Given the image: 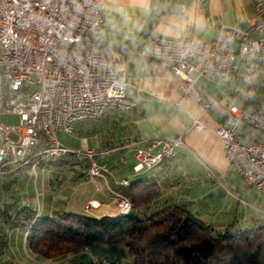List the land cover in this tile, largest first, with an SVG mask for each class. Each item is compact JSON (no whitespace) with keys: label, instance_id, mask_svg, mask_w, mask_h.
Masks as SVG:
<instances>
[{"label":"crops","instance_id":"crops-1","mask_svg":"<svg viewBox=\"0 0 264 264\" xmlns=\"http://www.w3.org/2000/svg\"><path fill=\"white\" fill-rule=\"evenodd\" d=\"M255 1L153 0L159 10L146 17L140 15L134 0H105L100 45L112 52L116 68L124 72L128 82L126 92L133 105L127 111L109 108L97 120L77 123L74 133L80 138V144L74 147L93 151L94 159L108 166L110 174L106 180L89 176L85 168L89 160L84 154H71L76 159L73 163L80 157L84 160L73 186L59 185V180L50 179V166L30 169L31 162L20 167L11 165L5 173L7 177L1 178L0 208L15 202L19 208L30 206L39 216H53L58 212H75L71 208L72 199L77 197L81 208L88 200L99 203L88 214L115 216L118 210L112 192L119 188L115 182L121 178L130 181L127 175L131 174L133 179L144 178L158 185L159 196L152 207L182 205L216 231L226 228L244 231L264 226V193L246 184L230 168L222 143L214 132L226 122L229 105L245 110L264 105V49L248 55L236 52L235 67L227 82L200 78L196 83L201 94L198 100L180 96L177 78L164 64L138 56L146 36L156 33L157 26L178 3L203 21L201 29L191 27L184 36L208 42L218 36L221 26H239L257 37L248 21L253 16ZM117 7L127 9L134 20H139L143 31L133 32L129 25H124L114 12ZM238 45L236 40V50ZM205 102L207 108L203 106ZM194 119L199 120L201 126H195ZM238 132L242 141L247 142L249 128L244 122L239 123ZM59 133L64 132H57L60 142ZM178 135L183 137V144L173 158L144 172L135 170V148L153 137ZM33 159L35 156L32 162ZM68 165H72L71 162ZM0 220L4 221L1 215ZM6 224L8 229L0 234V252L4 254L0 264H90L87 253L92 254V251L109 257L104 247L108 245L102 244L103 249L88 245L87 251L83 247L45 259L29 252L23 227Z\"/></svg>","mask_w":264,"mask_h":264},{"label":"built area","instance_id":"built-area-1","mask_svg":"<svg viewBox=\"0 0 264 264\" xmlns=\"http://www.w3.org/2000/svg\"><path fill=\"white\" fill-rule=\"evenodd\" d=\"M104 1L0 0V114L17 115L19 121L16 126L0 121V177L11 165L31 162L34 168L36 163L31 160L36 155H80L62 146L57 132L73 134L77 123L97 120L109 108L131 109L126 76L116 68L112 52L100 45ZM248 21L257 37L239 26H221L218 36L208 42L184 36L177 43L149 33L138 56L164 64L177 78L180 96L198 100L200 78L227 82L236 52L248 55L264 49V0L254 2ZM203 106L207 108L208 103ZM240 122L249 128L247 142L238 132ZM193 124L201 126L197 119ZM214 132L230 168L264 193V105L252 110L229 105L226 122ZM182 144L181 135L149 139L134 149L135 170L173 158ZM38 145L41 149L33 152ZM84 155L89 160L88 175L106 180L108 166L96 161L91 150ZM127 184L126 178L115 182L117 187ZM112 193L118 215L129 213L130 200L119 190ZM98 206L88 200L83 210L89 213ZM90 264L120 263L91 256Z\"/></svg>","mask_w":264,"mask_h":264},{"label":"trees","instance_id":"trees-1","mask_svg":"<svg viewBox=\"0 0 264 264\" xmlns=\"http://www.w3.org/2000/svg\"><path fill=\"white\" fill-rule=\"evenodd\" d=\"M57 158L36 155L33 160L36 166L68 165ZM118 190L131 202L125 215L36 216L30 206L14 203L0 208V215L8 225L23 227L29 252L45 259L98 242L124 245L133 264H264V226L216 231L182 205L152 207L159 187L144 178L131 179Z\"/></svg>","mask_w":264,"mask_h":264},{"label":"rangeland","instance_id":"rangeland-1","mask_svg":"<svg viewBox=\"0 0 264 264\" xmlns=\"http://www.w3.org/2000/svg\"><path fill=\"white\" fill-rule=\"evenodd\" d=\"M0 121L2 122H6L8 124H12V125H17L19 123L18 121V116L17 115H11V114H0ZM59 139H60V144L66 148H68L70 151L72 152H79L80 154H84L85 153V148H82V150H78L76 149L74 146L77 145V143L80 144V138H78V135L73 133V134H67V133H59L58 134ZM12 138H15V136L13 134H11ZM73 155H71L70 153L63 155L61 157H59V160H61L60 162H64V161H68L71 162L72 165H68L67 167H64V165L62 164H56V166H53L52 164L50 165V172H49V177L52 180H59V185H70L73 186L76 182H75V177H78V170L80 169V165L82 167H84V160L80 157L79 161L76 163H73L76 161V159H73L72 157ZM57 159H54V161ZM58 160V161H59ZM16 165H13V167H15ZM32 169V168H30ZM145 168L141 169V172H144ZM129 174V173H127ZM129 179H133L134 175H127ZM6 178V174H4L3 176L0 177V182L2 181L1 178ZM11 180H13L11 178ZM18 195V193L16 194ZM1 199V198H0ZM1 201V200H0ZM80 198L77 197H73L72 199V204H74L71 208L73 211L75 212H84L83 208H81L80 205ZM15 203V202H14ZM118 214V213H117ZM22 228V227H21ZM8 229V226L6 224L5 221L0 220V234H4L5 231ZM91 246H97V248L99 249H103L105 248V251L107 253V255L109 256L110 259L115 258L113 260H117L118 262H120L121 264H133L131 260H129L128 256L126 255L125 251L127 252V249L124 245H108V246H104L102 247L101 243H92L90 244ZM86 248V247H84ZM92 248V247H90ZM1 250V247H0ZM87 251V248L85 249ZM93 250V249H92ZM95 251V250H94ZM88 254V259L90 261V257L91 256H95V257H99L104 254H96L92 251V254L89 252ZM65 255V254H64ZM4 254H2L0 252V262L2 259H4ZM62 256V255H61ZM59 257V256H58ZM106 257V256H103ZM56 258V257H54ZM52 259V258H50Z\"/></svg>","mask_w":264,"mask_h":264},{"label":"clouds","instance_id":"clouds-1","mask_svg":"<svg viewBox=\"0 0 264 264\" xmlns=\"http://www.w3.org/2000/svg\"><path fill=\"white\" fill-rule=\"evenodd\" d=\"M140 15L152 16L159 10V6L153 3V0H134ZM115 14L120 18L124 25H129L133 32L143 31V25L139 20H134L128 10L123 7L114 9ZM194 27L197 30L203 27L202 19L194 16L193 12L182 4H176L172 7L171 14L163 20L156 28V34L163 40H171L179 43L184 39L185 32Z\"/></svg>","mask_w":264,"mask_h":264}]
</instances>
